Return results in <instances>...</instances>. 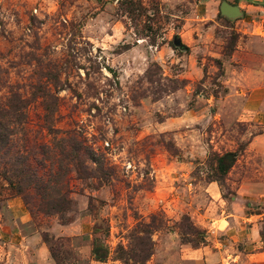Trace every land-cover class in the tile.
<instances>
[{
    "label": "rangeland",
    "instance_id": "obj_1",
    "mask_svg": "<svg viewBox=\"0 0 264 264\" xmlns=\"http://www.w3.org/2000/svg\"><path fill=\"white\" fill-rule=\"evenodd\" d=\"M123 1L0 0V230L26 213L57 264H209L191 256L214 237L209 182L223 210L264 212V190L236 200L264 186L245 111L259 60L211 13L241 1L137 0V18Z\"/></svg>",
    "mask_w": 264,
    "mask_h": 264
},
{
    "label": "crops",
    "instance_id": "obj_2",
    "mask_svg": "<svg viewBox=\"0 0 264 264\" xmlns=\"http://www.w3.org/2000/svg\"><path fill=\"white\" fill-rule=\"evenodd\" d=\"M240 1L239 5L226 2L239 8L241 16L234 19L222 15L221 7L224 2L221 3L219 10H212L211 13L213 16L221 14L233 22L237 21L239 32H242L244 36L243 44L239 46L242 49L243 59L259 60L257 68L251 71L257 78L256 87H253V90L245 96V111L248 121H254L257 126H264V0ZM236 54H239V51H236ZM262 141H264V134L255 136L250 143V149L256 150ZM261 151L257 149L255 152L262 153ZM238 187L237 201L244 199L245 194L264 190L262 184H253L246 179L240 182ZM205 192L210 196V206L205 214L199 216V223L208 225L214 237L210 238L211 245L193 251L191 256L198 262L203 259L209 261V264H224L229 258H240L245 254L251 260H256L258 264L264 263V252L256 251L261 249L263 243L261 237L263 223L252 224L253 221L262 217L264 212L255 214L240 210L236 208L239 205L237 202L232 203V206H235L232 207L235 209L233 213L223 210L226 202L222 198L219 185L215 182H209L205 186ZM215 208L221 209V214L213 217L210 210L214 211ZM20 212L12 213L14 223L11 227L0 230V240H2L0 247H4L0 252V264H57L40 232L26 230L30 219L26 213ZM222 222L226 224L224 227ZM216 236L221 238L218 239ZM253 250L256 253L246 254Z\"/></svg>",
    "mask_w": 264,
    "mask_h": 264
},
{
    "label": "trees",
    "instance_id": "obj_3",
    "mask_svg": "<svg viewBox=\"0 0 264 264\" xmlns=\"http://www.w3.org/2000/svg\"><path fill=\"white\" fill-rule=\"evenodd\" d=\"M136 2H137V0H124L123 2H121V6H123V10L125 12H128L131 15V17H133V18H137V15H138L137 12L140 11L139 8L137 7ZM218 164H219V166H220L219 168L221 170H225V172H227L229 170V167L224 163L223 158L218 160ZM193 232L196 234L199 233L197 229H194ZM45 242L48 243V239H45ZM201 242H203V241H201ZM49 248L51 250V253H52L54 259L57 260L55 254H54V252L50 246H49Z\"/></svg>",
    "mask_w": 264,
    "mask_h": 264
},
{
    "label": "water",
    "instance_id": "obj_4",
    "mask_svg": "<svg viewBox=\"0 0 264 264\" xmlns=\"http://www.w3.org/2000/svg\"><path fill=\"white\" fill-rule=\"evenodd\" d=\"M221 13L223 16H226L229 19H234L238 16H241V13H240L238 7L231 6V5L227 4L226 2H224L222 7H221Z\"/></svg>",
    "mask_w": 264,
    "mask_h": 264
}]
</instances>
